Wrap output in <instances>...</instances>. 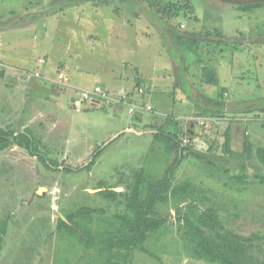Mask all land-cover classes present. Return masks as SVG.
Wrapping results in <instances>:
<instances>
[{
	"label": "rangeland",
	"instance_id": "obj_1",
	"mask_svg": "<svg viewBox=\"0 0 264 264\" xmlns=\"http://www.w3.org/2000/svg\"><path fill=\"white\" fill-rule=\"evenodd\" d=\"M258 1L264 2L0 0V31L6 27L12 34L0 33V51L4 46L13 52L15 45L27 53L24 57L29 58V52L36 59L48 54L88 89L95 81H132L134 101L154 108L140 110L144 120L139 123L129 105L122 104L123 116L116 119L104 111L105 105L98 107L100 102L73 106L71 92L60 97L62 105L46 99L34 103L26 93L16 92L8 78H0V128L19 131L29 123V132L40 140L37 152L53 160L48 167L14 143L0 151V219H10L0 264L99 261L79 239L57 230L58 219L85 205L103 207L93 214L92 225L110 227L124 206L110 207L98 195L100 189L126 191L133 172L142 167L151 178L164 175L175 154L154 136L160 123L151 122L153 114L180 120L184 144L193 137V151L205 156H186L176 166L174 182L190 181L191 199L219 210L227 227L242 235H264V168L254 153L251 158L244 153L246 141L253 151L264 146V123L258 120L264 117V5L241 9ZM101 30H113L111 38L100 37ZM176 34L198 41L180 47ZM19 67L0 60V73L11 70L21 81H45L28 79L25 73L35 70ZM210 70L219 76L217 84L207 81L213 77ZM26 83L18 86L28 87ZM222 87L227 91L221 113L214 100ZM36 108L46 117L30 122ZM50 120L59 121L60 131L50 130ZM227 131L237 154L225 151ZM98 147L103 149L99 154ZM179 203L185 201L160 206L172 217L169 232L148 243L158 259L138 250L133 264H213L188 250L177 224ZM256 251L264 256V241Z\"/></svg>",
	"mask_w": 264,
	"mask_h": 264
},
{
	"label": "trees",
	"instance_id": "obj_2",
	"mask_svg": "<svg viewBox=\"0 0 264 264\" xmlns=\"http://www.w3.org/2000/svg\"><path fill=\"white\" fill-rule=\"evenodd\" d=\"M185 1V5L191 3V0ZM263 5L264 2L258 1L241 5V9L252 11ZM166 10H171V7H166ZM176 39L180 47L193 45L197 40L179 34H176ZM174 56L177 59L180 57L179 53L178 55L174 54ZM181 63H185L184 58ZM210 72L213 77L207 76V81L217 84L220 81L219 76H215L213 70ZM226 91V88L222 87L219 91V98L214 100L218 104L216 111L221 113L225 112ZM128 92L129 100L137 103L134 101L133 92ZM103 101L115 103L107 99ZM116 103L123 104L124 102ZM137 104L146 103L138 102ZM163 118L164 120L160 123L154 136L163 139L166 149L175 154L164 175L160 178H151L146 173V169L142 167L133 172L131 181L127 183L126 191L119 192L110 187L100 189L98 195L109 201L110 207L116 206V204L124 206V209L116 215V220L110 221V227L95 228L91 222L93 214L103 212L104 208L85 205L65 214L66 219L60 217L57 230L69 232L79 239L87 250L95 251L99 256V261H93L91 264H133L138 250L158 259L155 253L148 248V243L153 238L164 236L169 232L172 217L171 212L165 216L160 206L168 205L171 200H180L187 202V204L185 206H181V203L176 205L178 229L187 244L188 250L194 257L213 264H264V256H260L256 251V246L264 241V235L252 233L246 236L228 228L216 208H201L196 200L191 199L192 183L190 181L174 182L176 166L186 156L193 154L198 157L205 156L193 151L191 141L184 144L182 138L184 132L180 120L173 115ZM226 137L225 151L236 153L231 148L230 132L227 131ZM13 143L26 148L46 166H52L53 160L37 152L40 140L28 129L15 134L13 130L6 131L0 128V151L10 148ZM253 148L252 143L246 141L244 153L250 158L254 153L264 168V146H258L254 151ZM102 151L103 149L99 150L97 154ZM238 154L243 155V153ZM261 179L264 182V177ZM84 219L86 220L85 224ZM99 223L101 224V222ZM9 226V217L0 219V251L4 247Z\"/></svg>",
	"mask_w": 264,
	"mask_h": 264
},
{
	"label": "crops",
	"instance_id": "obj_3",
	"mask_svg": "<svg viewBox=\"0 0 264 264\" xmlns=\"http://www.w3.org/2000/svg\"><path fill=\"white\" fill-rule=\"evenodd\" d=\"M30 25L32 26L33 24H30ZM6 29L7 28L5 27V30L0 31V33L6 35L8 37L11 36L12 34L8 31L9 29H7V30ZM112 31L113 30H106V31L101 30L99 32V35H100V37H103L106 35L107 37L111 38L110 34L113 33ZM13 48L15 50L13 52H9V51H5L8 48L3 46L1 48V51H0V60L5 61L10 65L15 64V65H18L22 68L28 69V70L40 71L42 74L47 75V76H55L56 73L60 69H63L70 76L71 82L73 85H76L79 87H81V85L85 86V84H81L79 81H74L72 76L70 75V73L66 69L60 68V66L56 60L57 58L51 59V58H49L48 54H43L39 58L36 59V56H34L33 53H31V52L28 53L30 55L28 58V57H24V55H27L26 52L21 53L20 51H18L16 49L15 45H13ZM40 58H45V62L41 63L39 61ZM63 66L64 65L62 64V67ZM8 71H11V70H5L4 74H0V78H8L10 84L13 85V89H16L17 90L16 92H18V93H20V92L26 93L29 96L30 101H32L34 103H36V102L41 103L42 100L46 99L47 102L59 103L62 105L63 101L60 99V97H63L67 93L71 92V94L69 93L68 96L71 99L72 105L77 107V105L74 104V92L70 91L69 89H67L63 86H58L57 84L55 85L54 83H51V82L46 81V80L45 81H37V80L26 81L24 79L25 81H21L20 75L18 73H15L14 71H12V72H8ZM21 75L24 77L23 74H21ZM19 82H27L26 84H28V87L27 86L26 87H19L18 86ZM131 83H132V81H118V80L107 81V82L106 81H95V85H102L109 92H119L121 90L130 91L131 89L129 86ZM91 105H92V103L89 104V106H91ZM104 105L106 107H103ZM98 107L106 108L104 111L106 113H109V112L112 113L116 119L121 118L123 116V110L124 109H123L122 104L101 101L100 104L98 105ZM61 110L62 111L64 110L62 108V106H61ZM35 111H36L37 116L35 115L33 118H31L30 122H32L33 119H35V118L37 119L38 117L40 119H43L42 116L46 117V114L43 111H41L40 109L36 108ZM63 112L66 113V111H63ZM132 116L136 122L142 123L144 120V114L141 111L133 113ZM69 117H70V115H69ZM258 118H259L258 120H260L261 123H264V122H262V121H264V117L260 116ZM260 118H263V119H260ZM162 119L163 118L158 117L157 115L153 114V116L151 117V122L155 125L156 123H161ZM57 122H59V121H57ZM57 122H52L50 120V126L53 128V129L50 128V130H53L54 132H57L58 130L60 131ZM69 122L71 123V121H69ZM29 127H30L29 123L23 124L21 130H19V131L13 130V131H15V134H17L18 132L24 131L25 129L29 130ZM192 131H194V129L189 130L190 133H192ZM31 133H33V132H31ZM115 133L116 132H114L113 134H109L108 136L104 137L103 141L106 139H109ZM66 139L68 140V137H66ZM192 140H193V137H190V141H192ZM14 144H16V143H14ZM16 146H17V144H16ZM24 149H26V148H24ZM97 150H99V147L97 148Z\"/></svg>",
	"mask_w": 264,
	"mask_h": 264
},
{
	"label": "built area",
	"instance_id": "obj_4",
	"mask_svg": "<svg viewBox=\"0 0 264 264\" xmlns=\"http://www.w3.org/2000/svg\"><path fill=\"white\" fill-rule=\"evenodd\" d=\"M39 61L41 63H44L45 58H40ZM25 76L28 79H43L51 83L57 84L59 86L72 87L75 95L74 104L77 106L81 105L83 102L86 101H89L93 104L94 102H101L104 99H107L108 101H112L115 103L116 102L127 103L130 106L129 111L131 113H136L142 109L146 111L154 110L153 106L149 104L140 105L131 102L129 100L130 97L129 92L126 90H124L121 93H117V92H109L102 85H95L92 89L73 85L70 76L63 69H60L55 76H47L42 74L40 71L26 72ZM140 90L143 91V88H140ZM185 142H189V140H185Z\"/></svg>",
	"mask_w": 264,
	"mask_h": 264
},
{
	"label": "flooded vegetation",
	"instance_id": "obj_5",
	"mask_svg": "<svg viewBox=\"0 0 264 264\" xmlns=\"http://www.w3.org/2000/svg\"><path fill=\"white\" fill-rule=\"evenodd\" d=\"M187 204V202H185V204L183 206H185ZM200 205V204H199ZM201 208H203L201 205H200ZM219 211V210H218ZM229 228V227H228ZM231 229V228H230ZM233 230V229H232ZM235 231V230H234ZM237 232V231H236ZM238 233V232H237ZM247 236V235H246Z\"/></svg>",
	"mask_w": 264,
	"mask_h": 264
},
{
	"label": "water",
	"instance_id": "obj_6",
	"mask_svg": "<svg viewBox=\"0 0 264 264\" xmlns=\"http://www.w3.org/2000/svg\"><path fill=\"white\" fill-rule=\"evenodd\" d=\"M0 74H4V71L2 72V73H0ZM63 219H66L65 217H63Z\"/></svg>",
	"mask_w": 264,
	"mask_h": 264
}]
</instances>
